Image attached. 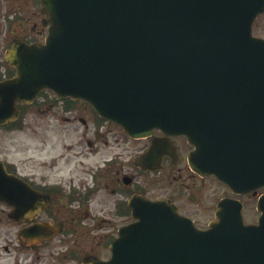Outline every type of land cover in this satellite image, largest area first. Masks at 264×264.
Returning <instances> with one entry per match:
<instances>
[{
	"label": "water",
	"instance_id": "obj_1",
	"mask_svg": "<svg viewBox=\"0 0 264 264\" xmlns=\"http://www.w3.org/2000/svg\"><path fill=\"white\" fill-rule=\"evenodd\" d=\"M44 45L23 47L17 76L0 84V125L43 89L80 98L132 137L158 128L196 146L191 166L233 190L264 186V38L252 25L264 0H40ZM15 49V48H14ZM13 49V52L15 51ZM0 163V201L19 198ZM198 230L171 201H133L111 259L87 264H264L258 225L237 202Z\"/></svg>",
	"mask_w": 264,
	"mask_h": 264
},
{
	"label": "flooded vegetation",
	"instance_id": "obj_2",
	"mask_svg": "<svg viewBox=\"0 0 264 264\" xmlns=\"http://www.w3.org/2000/svg\"><path fill=\"white\" fill-rule=\"evenodd\" d=\"M43 18L39 0H0V82L13 74L4 56L14 40L43 41ZM19 106L21 133L41 138L36 146L23 141L6 158V170L32 192L16 213L0 204V264L105 260L120 227L133 221L128 202L138 195L172 200L201 229L224 198L241 202L245 224L257 222L264 188L233 195L216 177L193 172L187 162L192 147L182 136L154 130L144 138L129 137L87 103L70 98L42 96ZM43 153L49 159H41Z\"/></svg>",
	"mask_w": 264,
	"mask_h": 264
},
{
	"label": "rangeland",
	"instance_id": "obj_3",
	"mask_svg": "<svg viewBox=\"0 0 264 264\" xmlns=\"http://www.w3.org/2000/svg\"><path fill=\"white\" fill-rule=\"evenodd\" d=\"M253 33L255 36L264 37V15L258 17L255 20L253 24ZM28 133L32 134L29 131ZM29 134H27V130L24 131L23 133H21V130H16V131L1 130L0 131V155L8 159H11V155L13 153L12 150H14L16 147H19L25 140H28L32 145L36 146V143L41 138V136L40 137L36 136L35 133L32 134L31 136H29ZM51 143H52V140L50 139V141L46 142V145L49 146ZM49 157H50L49 154L46 155V153H43L41 159L47 160L49 159ZM19 159H20V154H15L13 156V160L15 161Z\"/></svg>",
	"mask_w": 264,
	"mask_h": 264
}]
</instances>
